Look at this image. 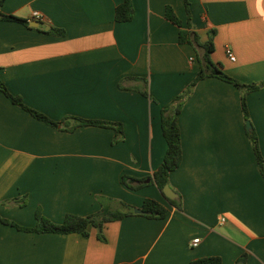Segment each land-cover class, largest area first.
Listing matches in <instances>:
<instances>
[{
	"label": "crops",
	"instance_id": "0c3cea01",
	"mask_svg": "<svg viewBox=\"0 0 264 264\" xmlns=\"http://www.w3.org/2000/svg\"><path fill=\"white\" fill-rule=\"evenodd\" d=\"M122 1L0 4L29 20L0 19V80L8 89L54 120L118 122L124 130L115 142L111 126L57 128L0 89V216L35 226L41 208L61 223L69 213L88 215L121 202L142 209L146 198L163 202L167 216L108 221L104 239L94 225L85 236L26 231L0 220V264H190L209 255L236 264L244 253L245 264H264V178L233 83L205 77L183 106V159L169 176L182 209L149 178L137 189L123 182L124 175L143 179L158 169L167 150L162 108L201 69L204 49L181 42V29L197 32L201 43L212 39L211 58L229 75L264 81V0H189L192 28L185 0H133V19L117 21ZM167 5L181 25L166 17ZM36 11L39 21L65 34L32 25ZM247 102L264 156V87Z\"/></svg>",
	"mask_w": 264,
	"mask_h": 264
},
{
	"label": "trees",
	"instance_id": "16d2710c",
	"mask_svg": "<svg viewBox=\"0 0 264 264\" xmlns=\"http://www.w3.org/2000/svg\"><path fill=\"white\" fill-rule=\"evenodd\" d=\"M3 2L4 0H1L0 4L2 5ZM185 2L189 13L188 26L189 28H192L193 25L191 22L190 2L189 0H185ZM134 14H135V7L133 0H123L116 7L115 18L117 21H130L133 19ZM166 17L178 25H181L182 23L171 5H167L166 7ZM0 19L20 21L29 25L28 19L15 15L13 13H5L1 10H0ZM47 31L58 35L65 34V30L58 27H51ZM180 41L193 44L197 48V50H198V46L204 49L203 53L200 54L201 69L197 73L194 80L181 93L175 96V98L170 103L166 104L162 108V127H163V133L165 139L167 141V150L164 159L160 164V166L158 167V169L154 171V173L148 175L143 179L134 178L129 175H124L123 182L132 189H137L145 184H149V182H146V179L148 178L150 179V182L156 183L162 192L165 185L170 184L169 176L171 171L177 169L180 166L183 159L182 135H181V129L179 126L178 119L182 112L185 102L189 99V97L194 91L195 86L200 80L208 76H216L236 85L241 91V103L246 121L250 120V114H249V108L247 102L248 94L252 91L264 87V81L251 82V83L243 82L229 75L226 71H224V69L219 63L214 62L210 55L211 51L214 49L213 48L214 44L212 39H210L206 43H201L199 34L197 32L188 29H181ZM0 89L10 98V100L13 103L20 105L21 107L29 111L36 118L43 120L54 127L73 129L79 125H90V124L111 126L116 130V136L114 140L115 142L122 139L124 136L123 125L121 123L102 121V120L83 119L74 116H67L63 118L61 121H57L50 118L45 113L25 104L22 97L12 93L5 85V83L1 80H0ZM142 93L147 96L148 95L150 96V92L147 88L142 89ZM71 120L76 121V124L74 126H68V124H66L68 123V121ZM247 133L251 140L260 171L264 178V156L261 151L258 133L253 126L252 128L247 129ZM167 200L171 204L178 207L179 209H182L183 204H182L181 194L178 193V197L175 199L167 198ZM23 203H25V201H23ZM142 210H143L142 215L151 218H164L167 216L168 213L167 206L163 202L154 198H146L143 203ZM134 214L136 213L134 212L133 206L125 202H121L120 208L112 209V208L103 207L99 211L88 215H77V214L69 213L66 215L64 221L61 223L52 221L50 218H48L46 215L43 214L41 208H39L36 212L37 224L35 226H23L16 221L10 220L2 216H0V220L6 224L13 225L18 229L26 230V231H38V232L52 231L59 233L81 232L85 236L90 235L89 226L94 225L98 229L99 237L101 239H104L103 229L106 222L122 219L125 216L134 215ZM246 260H247V254L244 253L238 258L236 264H245ZM190 264H223V261H222V257L219 255H209V256L195 258L191 260Z\"/></svg>",
	"mask_w": 264,
	"mask_h": 264
},
{
	"label": "water",
	"instance_id": "95a60500",
	"mask_svg": "<svg viewBox=\"0 0 264 264\" xmlns=\"http://www.w3.org/2000/svg\"><path fill=\"white\" fill-rule=\"evenodd\" d=\"M31 24L34 26L46 29V30H48L50 28V26H48L46 23H44L43 21H39V20L32 21ZM247 127L248 128L252 127V124L250 121H247ZM148 181H150V179H148ZM163 193L169 199H175L178 197V193L172 188V186L170 184L165 185V187L163 188ZM134 212L135 213H143V210L141 208L137 207L134 209Z\"/></svg>",
	"mask_w": 264,
	"mask_h": 264
},
{
	"label": "built area",
	"instance_id": "2783aa9c",
	"mask_svg": "<svg viewBox=\"0 0 264 264\" xmlns=\"http://www.w3.org/2000/svg\"><path fill=\"white\" fill-rule=\"evenodd\" d=\"M34 17L36 19H38V20H42V15L38 11H36L34 13ZM227 53H228V56L230 57V59H232V60H235L236 59L235 54L233 53V51L230 48L227 49ZM199 241H200V239L199 238H196V239H194L193 242H194V244H197Z\"/></svg>",
	"mask_w": 264,
	"mask_h": 264
}]
</instances>
